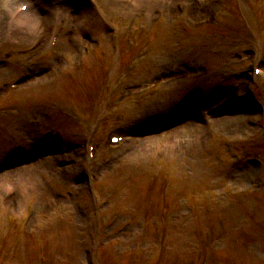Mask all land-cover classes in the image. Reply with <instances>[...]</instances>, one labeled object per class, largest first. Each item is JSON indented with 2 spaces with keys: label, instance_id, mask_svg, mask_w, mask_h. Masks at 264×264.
Returning <instances> with one entry per match:
<instances>
[{
  "label": "rangeland",
  "instance_id": "374dc122",
  "mask_svg": "<svg viewBox=\"0 0 264 264\" xmlns=\"http://www.w3.org/2000/svg\"><path fill=\"white\" fill-rule=\"evenodd\" d=\"M10 1L39 21L0 38V264H264V0H89L84 34L86 0Z\"/></svg>",
  "mask_w": 264,
  "mask_h": 264
},
{
  "label": "bare ground",
  "instance_id": "6f19581e",
  "mask_svg": "<svg viewBox=\"0 0 264 264\" xmlns=\"http://www.w3.org/2000/svg\"><path fill=\"white\" fill-rule=\"evenodd\" d=\"M104 1V0H103ZM154 0H151L150 3H147L149 5V9L150 12L152 10V4ZM4 4H6V11L8 12V17L5 18L3 15H0V38L1 36L3 38H7V39H15V34L16 32L22 31L20 34H18L16 37L19 38L18 40L21 42H26L28 41V39H30V37L35 36L36 34H38V21L37 18L34 16L36 14H34L31 11V6L32 3L30 2V4H28V8L26 9L25 12L20 13L19 15H16V12L18 11V5L17 2H11L10 0H4L2 1ZM76 5H79L80 3L84 2L82 0H74ZM87 4H85V7H83L82 11L80 10V12L77 14H73L74 11L71 10V4H66L65 5V16H66V20L68 23L71 24V26L75 27L76 32H79L80 34H84L86 33L89 29L92 28V26L94 25V22L96 20V16H98L96 14V12L94 11V7L92 8V6L94 4H90V2H85ZM90 5V6H88ZM62 16H64V14L62 13ZM23 21V26L21 29L15 28L14 29V33L10 32V30L13 27H16L18 25H20V23ZM57 22V20L55 21ZM16 30V31H15ZM10 34V36L8 35ZM61 44V41L58 40L57 42V47L58 48ZM38 166V165H37ZM21 179V178H20ZM19 178L16 179V182H19L21 184H24L22 180H20ZM0 183H3L6 186L7 190H13L14 187H16V184L14 183V179L13 180H9L6 177H0Z\"/></svg>",
  "mask_w": 264,
  "mask_h": 264
}]
</instances>
